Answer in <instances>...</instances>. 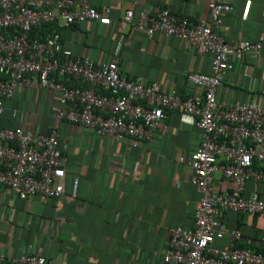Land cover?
I'll use <instances>...</instances> for the list:
<instances>
[{"label":"crops","instance_id":"1","mask_svg":"<svg viewBox=\"0 0 264 264\" xmlns=\"http://www.w3.org/2000/svg\"><path fill=\"white\" fill-rule=\"evenodd\" d=\"M77 1L108 9L112 23L87 20L63 30V45L75 55L101 62L117 55L127 76L157 82L182 97L199 90L187 80L189 73L211 71L210 55L136 26L143 11L160 8L208 22V0ZM224 1L233 6L221 26L226 42L256 41L264 35V0ZM126 10H133L134 23L123 19ZM218 96L234 103L264 102V47L261 54L246 53L237 73L223 77ZM4 105L1 126L56 130L68 148L65 191L59 198L22 199L0 186V261L29 249L55 264H160L172 230L194 226L201 192L191 181L187 159L200 145L201 130L192 116L166 111L153 139L133 146L129 138L97 135L80 124L59 121L58 94L49 89L21 85ZM214 186L223 190L232 182L218 173ZM246 189L264 199V183L251 178ZM222 221L243 232L238 247L261 248L264 213L226 211ZM228 243L224 237L214 246Z\"/></svg>","mask_w":264,"mask_h":264},{"label":"built area","instance_id":"2","mask_svg":"<svg viewBox=\"0 0 264 264\" xmlns=\"http://www.w3.org/2000/svg\"><path fill=\"white\" fill-rule=\"evenodd\" d=\"M208 5V22L160 8L143 11L136 23L148 34L175 37L211 56L209 73L187 75L199 90L182 97L157 82L127 76L117 55L108 62L94 61L63 45L62 31L75 24H111L108 9L77 0H0V117L5 98L21 85L56 92L59 121L80 124L97 135L129 138L133 146L153 139L166 111L192 116L201 142L187 164L201 198L194 226L172 230L160 264H264V237L260 249L240 248L243 232L222 221L226 211L264 213V199L246 189L251 178L264 183V102L234 103L218 96L223 77L237 73L246 53L261 54L264 35L256 41L226 42L221 26L233 6L224 0H208ZM133 18V10H126L123 19L134 23ZM35 30L43 34L32 36ZM67 148L56 130L0 125V186L22 199L59 198L65 191ZM218 173L232 182L231 188H215ZM224 237L229 243L215 247V240ZM0 264L55 263L28 249L11 261L2 258Z\"/></svg>","mask_w":264,"mask_h":264},{"label":"trees","instance_id":"3","mask_svg":"<svg viewBox=\"0 0 264 264\" xmlns=\"http://www.w3.org/2000/svg\"><path fill=\"white\" fill-rule=\"evenodd\" d=\"M42 34H43V31H42V30H39V31H38V30H35V31L33 32L32 36H33V35H34V36H35V35L37 36V35H42Z\"/></svg>","mask_w":264,"mask_h":264}]
</instances>
